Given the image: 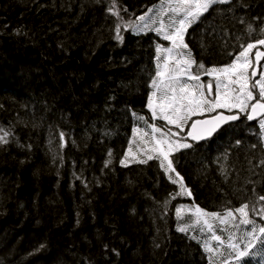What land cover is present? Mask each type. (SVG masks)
<instances>
[{
    "label": "trees",
    "instance_id": "16d2710c",
    "mask_svg": "<svg viewBox=\"0 0 264 264\" xmlns=\"http://www.w3.org/2000/svg\"><path fill=\"white\" fill-rule=\"evenodd\" d=\"M115 2L120 17L112 0H0V264H235L227 246L208 253L189 227L178 231L188 222L176 208L224 215L247 203L264 227L261 132L241 114L210 142L173 155L191 196L177 194L175 174L157 159L121 163L137 129L162 125L147 101L156 48L168 43L133 31L161 0ZM258 38L264 0H229L186 41L208 68ZM228 232L243 248L242 227ZM259 250L241 264H264Z\"/></svg>",
    "mask_w": 264,
    "mask_h": 264
},
{
    "label": "snow or ice",
    "instance_id": "6c2138e0",
    "mask_svg": "<svg viewBox=\"0 0 264 264\" xmlns=\"http://www.w3.org/2000/svg\"><path fill=\"white\" fill-rule=\"evenodd\" d=\"M229 0H161L160 15L172 14L170 25H165L163 19L159 21L160 26L155 32L162 35L165 41L171 42V47L158 45L157 53V71L155 78L151 81L153 89L148 97L147 107L150 109L153 119L166 121L168 125H174L177 129L183 130L189 121L190 131L187 136L192 140H203L211 137L222 125L229 121L240 119L244 114L247 120H258L261 129H264V65L260 61L264 59V51L257 50L254 55V61L250 58V53L258 46H264V38L255 39L254 42L247 43L242 47L234 59L221 67H208L192 56L191 49L185 42V34L193 23L207 13L215 4H226ZM109 11L113 15L120 17L119 8L115 0H112ZM127 11V9H125ZM176 17H180L177 19ZM122 19V18H121ZM140 21L145 20V16L138 17ZM130 25H125L129 27ZM144 28H148L145 24ZM171 31H168V28ZM116 38L123 39L120 35V27L117 25ZM254 31L249 26V32ZM195 66L196 71H193ZM202 74L211 77L206 83L202 81ZM257 76L259 78H257ZM226 110L229 115H225ZM205 113H217L209 119H195L193 117L202 116ZM152 141L154 147L152 152L158 153L155 157L147 155L146 159L134 160V162L147 163L148 160L157 159L159 166L165 173H174L168 176L173 184L179 185L178 195L191 196V190L186 187L183 177L176 171L173 161L169 158L173 152L181 148H190L189 143H181L180 140H174L172 136H178L179 132L172 133L169 128L164 131L156 125H151ZM137 132H140L137 129ZM159 133V138L156 134ZM148 133H143L147 136ZM7 133L0 135V143H7ZM63 136V134H61ZM131 153V148H129ZM111 153H109V156ZM128 157L125 156L121 163H126ZM264 163V161H261ZM260 201H264V195L259 196ZM182 208H176V216L183 219ZM255 211V207L251 209ZM196 224H202L209 232H212V239L217 241L220 246H224L225 241L220 235H216L213 230L212 220H218L220 224L226 225L232 223L234 227L242 225H255V221L250 218L249 204H242L239 208L228 210L226 214L219 212H206L199 206H195L192 213ZM239 216V223H235ZM264 218V207H261L258 213ZM180 232H187L188 226H180ZM195 239V237H193ZM260 245L259 253L264 257V227H252L246 233V243L243 248L239 243L234 242V237L229 236L227 248L230 249L228 255L233 257L235 264H241L242 258L254 256L257 244ZM205 251L214 253L216 249L205 242ZM213 260V257H209ZM214 264V260H213ZM222 264H231V261L225 259ZM259 264V262H258Z\"/></svg>",
    "mask_w": 264,
    "mask_h": 264
},
{
    "label": "rangeland",
    "instance_id": "374dc122",
    "mask_svg": "<svg viewBox=\"0 0 264 264\" xmlns=\"http://www.w3.org/2000/svg\"><path fill=\"white\" fill-rule=\"evenodd\" d=\"M160 6L157 7V8H154V9L150 10L147 14L143 15V16H145V20L144 21H140L139 20L138 24L135 25V27L133 28V31L136 34L137 33H139V34L140 33L141 34L142 33L143 34H145V33H155V34H157V36L162 41L168 43V47H171V42L170 41H165L163 39L162 35H159L158 33L155 32V29L160 26L159 21L161 19H163L165 25H170V23H171L170 17H171L172 14H168V15L161 16L160 15V12H161V7ZM205 14L206 13H204V15ZM204 15H202L196 23H193L191 25V27L188 28V31L185 34V42L186 43H187L186 37H187L188 33L191 31L192 27L195 24H197L203 18ZM176 18L179 19L180 17H176ZM145 24L148 25V28H144L143 27ZM167 30L168 31H171L172 29L169 27ZM158 55L161 56V61H162L163 60V54L158 53ZM201 78H203V77H201ZM210 79H211V77H210ZM218 111H224L226 113H229L226 110H217V112ZM214 114L215 113H205L202 116L193 117V120H195L197 118H201L203 116H206V117L207 116H212ZM156 120L162 122V125L157 126V127L162 128L164 131H167L170 128L172 133L179 132V135L178 136H172L171 137L172 139H174V140H180L181 143H188V142H185L184 138H185V133L187 132V130L189 128L188 125H190L192 121H189L188 122V125H186L185 128L183 130H181V129H177L174 125H168L166 123V121H163L161 119H153V121H156ZM153 124L155 125V122H153ZM256 126L260 130V132H261V138H262L263 143H264V129H261L260 128L259 123H257ZM145 132L148 133L147 136H143V133H145ZM152 135L153 134H152V131H151V125H149L147 127L142 128V130L139 132L138 138H135V136L133 137V139L131 140V153H128L127 154L128 161L126 163H124L125 166H131V165H135V164H142V163H139V162H134V160L146 159L147 158V155H153L154 157L156 155H158V153H154V152L151 151V149L154 147V142L152 141ZM156 137L159 138V133L156 134ZM186 149H188V148H181L179 151L173 152V154L169 158L171 159V157L173 155H175L178 152H182V151H184ZM151 161L152 160H148V162H151ZM183 211H184V219L188 222L187 225H188L189 229L192 230L193 237H195V239L192 238L193 240H199L202 243L203 247L205 245V242H207V244L209 246H211V247H213L214 243H218L217 241H215V240L212 239V235H213L212 232H209L207 230V228L205 226H203L202 224H196L195 223V217L192 214L194 212V209H192L191 207H186L185 206V207L182 208V212ZM210 222L213 224V230H214V233L216 235H219L218 232H222L223 233V235H220L223 239H224V237H229L228 228H236V234H237V230L240 231V229L242 227V233L244 235V244L246 243V233H247V231H249L252 227H257L256 225H247V226H245V225H242L241 224L237 228V227H234L232 223H229V224H226V225H222V224H220V222L218 220H212ZM235 223H239V216H238V214H237V220H236ZM235 238L236 237H234V242L238 243L235 240ZM239 244L241 245V243H239ZM224 245L227 246V243L225 242ZM204 249H205V247H204Z\"/></svg>",
    "mask_w": 264,
    "mask_h": 264
},
{
    "label": "water",
    "instance_id": "95a60500",
    "mask_svg": "<svg viewBox=\"0 0 264 264\" xmlns=\"http://www.w3.org/2000/svg\"><path fill=\"white\" fill-rule=\"evenodd\" d=\"M257 78H259L257 76ZM225 115H229L227 113H225ZM211 117H207V118H201V119H209ZM240 120V119H239ZM239 120H236V121H229L228 123L222 125L211 137L209 138H206V139H203V140H199V141H196V140H192L191 137L187 136L186 135V140L192 144V145H202V144H205V143H208L210 142L211 140H213L225 127L229 126V125H233V124H236L239 122ZM249 124L251 125H256L258 123V120H247ZM190 127L188 128L187 132L190 131Z\"/></svg>",
    "mask_w": 264,
    "mask_h": 264
},
{
    "label": "flooded vegetation",
    "instance_id": "af4514ba",
    "mask_svg": "<svg viewBox=\"0 0 264 264\" xmlns=\"http://www.w3.org/2000/svg\"><path fill=\"white\" fill-rule=\"evenodd\" d=\"M257 50L264 51V47H259V48L255 49V50L253 51V55L255 54V52H256ZM253 55L250 56V58H252V59H253V62H255V61H254V56H253ZM260 64H261V65H264V59H262V60L260 61ZM208 80H210V78H208V77H203V78H202V81H203V82H207Z\"/></svg>",
    "mask_w": 264,
    "mask_h": 264
}]
</instances>
